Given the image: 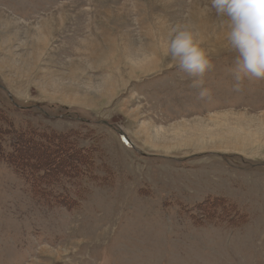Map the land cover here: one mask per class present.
I'll return each mask as SVG.
<instances>
[{
	"label": "rangeland",
	"instance_id": "374dc122",
	"mask_svg": "<svg viewBox=\"0 0 264 264\" xmlns=\"http://www.w3.org/2000/svg\"><path fill=\"white\" fill-rule=\"evenodd\" d=\"M208 5L0 0V112L54 161L63 137L91 148L97 174L67 195L0 161V264H264V81L232 90ZM179 24L212 60L209 101L166 54Z\"/></svg>",
	"mask_w": 264,
	"mask_h": 264
},
{
	"label": "clouds",
	"instance_id": "9594fccd",
	"mask_svg": "<svg viewBox=\"0 0 264 264\" xmlns=\"http://www.w3.org/2000/svg\"><path fill=\"white\" fill-rule=\"evenodd\" d=\"M208 8L222 22L234 54L229 67L232 90L243 91L246 81H264V0H209ZM166 54L191 79L197 98L209 101L212 90L206 86L205 76L213 67L212 60L189 25L176 26Z\"/></svg>",
	"mask_w": 264,
	"mask_h": 264
},
{
	"label": "trees",
	"instance_id": "16d2710c",
	"mask_svg": "<svg viewBox=\"0 0 264 264\" xmlns=\"http://www.w3.org/2000/svg\"><path fill=\"white\" fill-rule=\"evenodd\" d=\"M13 122L7 118V116L2 115L0 112V161L6 162L13 166L20 176L26 181L34 173L44 172L48 175V179L55 187H60L64 189L67 195H70V189L66 187L67 184L74 185L72 189L74 193L80 194L79 186L81 181L85 179H91L92 174L96 177V172H94V150L89 147H78L72 141L73 137H63L58 141V145L64 147L65 152L61 153L58 161H54L50 153L52 151L53 144L52 139L47 140L41 137L38 141L33 138V134H27L25 131H21V128L16 127L12 124ZM72 133V132H71ZM39 134V133H38ZM34 135H36L34 133ZM29 137L30 146H27V141L24 139ZM43 140L45 142H43ZM56 143V142H55ZM44 145V147H43ZM23 146V147H22ZM42 148V155L34 158V153L30 149ZM72 152V153H69ZM44 153H46L44 155ZM36 154V153H35ZM32 160V164L30 163ZM29 161V163H28ZM37 161V162H36ZM40 161L42 164H40ZM36 165H35V164ZM51 166V170H47L46 167ZM42 167V168H41ZM69 197V196H68ZM68 199V203H69ZM67 203V204H68ZM66 204V205H67Z\"/></svg>",
	"mask_w": 264,
	"mask_h": 264
},
{
	"label": "water",
	"instance_id": "95a60500",
	"mask_svg": "<svg viewBox=\"0 0 264 264\" xmlns=\"http://www.w3.org/2000/svg\"><path fill=\"white\" fill-rule=\"evenodd\" d=\"M104 124H105V125H107V126H110V127H112V126H111V125H109L107 122H104ZM112 128H113V127H112ZM120 135H121V136H125V134H124V133H120Z\"/></svg>",
	"mask_w": 264,
	"mask_h": 264
}]
</instances>
